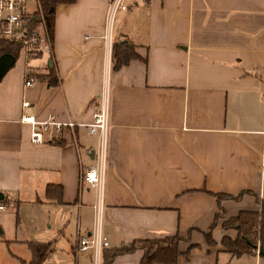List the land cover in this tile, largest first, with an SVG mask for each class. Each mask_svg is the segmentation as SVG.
I'll return each mask as SVG.
<instances>
[{"label":"crops","instance_id":"crops-1","mask_svg":"<svg viewBox=\"0 0 264 264\" xmlns=\"http://www.w3.org/2000/svg\"><path fill=\"white\" fill-rule=\"evenodd\" d=\"M131 1L110 32L106 0L58 4L52 57L19 54L0 78V202L41 204L61 234L76 217L71 251L77 227L97 231L108 243L102 264L112 248L174 234L189 236L182 252L197 244L176 264H264L261 254L225 250L221 238L237 231L223 219L215 245L202 234L220 207L231 217L257 211L255 196L264 197V0ZM123 39L138 56L114 69L111 45ZM103 102L101 180L81 186L99 147L87 125ZM23 113L72 121L74 136L46 132L32 143ZM47 185H60L61 201L46 197ZM211 192L243 194L218 204ZM142 255L107 264H139Z\"/></svg>","mask_w":264,"mask_h":264},{"label":"built area","instance_id":"built-area-1","mask_svg":"<svg viewBox=\"0 0 264 264\" xmlns=\"http://www.w3.org/2000/svg\"><path fill=\"white\" fill-rule=\"evenodd\" d=\"M48 0H0V43L5 42L17 47V56L23 55L30 60L41 56L53 55V30L47 17ZM106 29L110 32L113 21L119 12L126 11L131 0H106ZM34 79L26 76L25 86H30ZM29 102L24 101L23 106ZM107 105L104 102L100 109L92 115V121L87 125L88 133L95 135L99 140V147L95 163L83 168L80 173V185L96 187L100 183V170L104 160V145L107 131ZM22 123L32 127L30 141L35 144L43 143L44 134H52L62 137L64 130H69L74 136L75 123L72 121L59 122L53 115L45 121H38L33 115L23 113L20 117ZM7 208L5 203L0 202V211ZM108 243L97 231L87 234L77 227L74 237V256L88 249L94 251V263L101 264L100 252ZM254 253L259 254L256 247Z\"/></svg>","mask_w":264,"mask_h":264},{"label":"trees","instance_id":"trees-1","mask_svg":"<svg viewBox=\"0 0 264 264\" xmlns=\"http://www.w3.org/2000/svg\"><path fill=\"white\" fill-rule=\"evenodd\" d=\"M75 0H48L47 1V17L50 25L53 27L54 9L58 4L72 3ZM51 8V10H50ZM112 57L114 59V69L120 67L123 64L128 63L131 59L136 58L138 54L134 49V45L129 40H116L112 42ZM3 53H11L17 57V47L15 45L1 42L0 43V55ZM62 189L60 185H47L46 197L54 198L61 201ZM216 198L218 204L222 200L237 199V197L223 194L212 193ZM256 203L259 206L257 211L242 210L236 215L226 217L225 211L220 207V213L214 217V220L208 230L203 231L202 234L205 238L207 245H215L216 242L212 237V230L217 221L223 219V229H235L237 231V237L235 239L224 235L221 238V245L227 252L232 255H240L243 253H253L256 247L259 251L264 253V197L255 196ZM191 232V230H190ZM182 240H189L183 238L179 234L164 236L156 239H138L119 247L110 249L105 258L104 263L107 264L113 260V258L119 254L131 253L135 250H142L143 255L139 264H176L178 257L184 255L187 257L188 252L196 247L197 244H191L186 251H180L179 243ZM29 249L31 251V259L28 264H44L48 250L50 248V242H28ZM260 254V253H259ZM264 256V255H263Z\"/></svg>","mask_w":264,"mask_h":264},{"label":"rangeland","instance_id":"rangeland-1","mask_svg":"<svg viewBox=\"0 0 264 264\" xmlns=\"http://www.w3.org/2000/svg\"><path fill=\"white\" fill-rule=\"evenodd\" d=\"M116 22H120L119 16L113 21L115 26ZM40 205L10 204L0 211V264H28L31 259L28 242H51L44 264H93L94 255H88L89 249L77 257L71 251V234L75 232L76 217L61 234L55 217H50L51 211L44 210L46 208Z\"/></svg>","mask_w":264,"mask_h":264},{"label":"water","instance_id":"water-1","mask_svg":"<svg viewBox=\"0 0 264 264\" xmlns=\"http://www.w3.org/2000/svg\"><path fill=\"white\" fill-rule=\"evenodd\" d=\"M15 61H16V57L11 53H3L0 55V78L15 63ZM259 253L261 255H264L262 251H259Z\"/></svg>","mask_w":264,"mask_h":264}]
</instances>
